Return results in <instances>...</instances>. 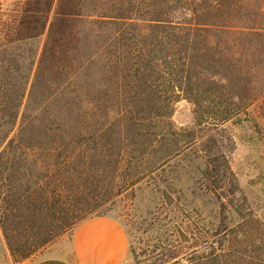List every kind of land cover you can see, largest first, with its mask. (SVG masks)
Instances as JSON below:
<instances>
[{"label": "trees", "instance_id": "trees-1", "mask_svg": "<svg viewBox=\"0 0 264 264\" xmlns=\"http://www.w3.org/2000/svg\"><path fill=\"white\" fill-rule=\"evenodd\" d=\"M193 107L176 127L175 104ZM264 121V0H0V231L16 262L186 151L219 220L160 264H264L224 124ZM100 212V213H99ZM264 216V215H263Z\"/></svg>", "mask_w": 264, "mask_h": 264}, {"label": "rangeland", "instance_id": "rangeland-1", "mask_svg": "<svg viewBox=\"0 0 264 264\" xmlns=\"http://www.w3.org/2000/svg\"><path fill=\"white\" fill-rule=\"evenodd\" d=\"M192 109L186 100H179L172 114L173 124L178 128L191 127ZM253 109H249L248 115L241 114L239 119L224 124L233 140L225 154L242 193L256 213L264 217V121L255 116ZM203 167L197 153L186 151L165 167L164 172L143 179L104 205L100 212L120 224L126 234L128 254L124 264H160V252H154L153 246L161 241L175 242L176 230L196 233L217 225L218 203L200 185ZM74 227L38 252L61 237H70ZM23 261L16 262L11 256L0 231V264Z\"/></svg>", "mask_w": 264, "mask_h": 264}, {"label": "crops", "instance_id": "crops-1", "mask_svg": "<svg viewBox=\"0 0 264 264\" xmlns=\"http://www.w3.org/2000/svg\"><path fill=\"white\" fill-rule=\"evenodd\" d=\"M128 242L123 228L101 216L78 223L70 237H61L20 264H124Z\"/></svg>", "mask_w": 264, "mask_h": 264}]
</instances>
